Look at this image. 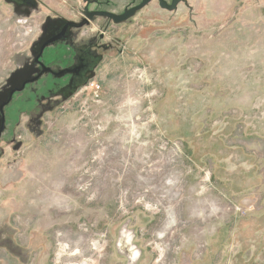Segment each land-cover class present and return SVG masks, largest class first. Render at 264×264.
Instances as JSON below:
<instances>
[{
    "label": "rangeland",
    "instance_id": "1",
    "mask_svg": "<svg viewBox=\"0 0 264 264\" xmlns=\"http://www.w3.org/2000/svg\"><path fill=\"white\" fill-rule=\"evenodd\" d=\"M41 2L27 14L0 0V89L30 60L46 15L75 18L84 7ZM188 4L168 11L153 0L113 26L117 48L94 79L9 122L0 264L264 258V0ZM230 110L242 118L219 123ZM241 121L248 148L230 143Z\"/></svg>",
    "mask_w": 264,
    "mask_h": 264
},
{
    "label": "flooded vegetation",
    "instance_id": "2",
    "mask_svg": "<svg viewBox=\"0 0 264 264\" xmlns=\"http://www.w3.org/2000/svg\"><path fill=\"white\" fill-rule=\"evenodd\" d=\"M14 1L19 4L18 9L23 13L33 9L26 3V0ZM36 1L38 3L37 8H39L42 2L41 0ZM88 1L90 2L83 0L82 13L75 18L60 15L56 17L45 16L38 40L43 36L44 24L48 18H51L54 20L50 22L51 30L47 34H49L50 39H55L54 42L47 46L41 55L39 46H34L37 40L32 46L30 60L15 70L0 89L1 104L5 99L3 93L6 88L13 86V84L18 86V81L21 79L29 80L21 91L13 94L11 101L4 106L3 112L0 111V123L1 119L4 118V130L0 134V142L10 129L9 122L15 120L18 113L31 109L51 110L69 100L85 84L97 76L105 54L116 50V40L107 39V34L111 35V28L118 24L110 18L96 13L93 14L94 19H89L84 15L85 8L88 6L91 12L108 11L120 14L126 8L140 4L142 0H132L120 12L110 9L111 0ZM99 19L104 21V25L101 23L98 29L93 26L96 22L98 23ZM82 22H84L83 26L78 27L76 25ZM84 29H87L88 33L83 32ZM14 103L17 107H10ZM2 155L3 151L0 150V157Z\"/></svg>",
    "mask_w": 264,
    "mask_h": 264
},
{
    "label": "water",
    "instance_id": "3",
    "mask_svg": "<svg viewBox=\"0 0 264 264\" xmlns=\"http://www.w3.org/2000/svg\"><path fill=\"white\" fill-rule=\"evenodd\" d=\"M8 3H13L15 5L16 10H18L19 4L14 1V0H5ZM85 2H90L88 0H84ZM153 0H142L140 4L135 5L131 8H126L125 11L123 13H113V12H108V11H101V12H91L88 9V6L85 8L84 11V15H86L89 19H94L93 14L96 13L97 15H102V16H106L108 18H110L114 23L116 24H121V23H125L127 21H129L131 18H133L140 10H142L143 8H145L147 5H149ZM159 3V6L162 9L168 10V11H176L179 7V5L181 3H184L185 5H189L188 4V0H157ZM26 3L32 7L33 9L37 8V1L36 0H26ZM191 8V7H190ZM30 12H27V14H29ZM54 20L51 18L47 19V22L44 24L43 26V36L39 38V40L35 43V47L39 46V50H40V54L42 55L44 49L49 46L52 42H54L55 39H50L48 36L49 34H47V32L49 33V31L51 30L50 27V22ZM69 24H72V22H69ZM75 24V23H74ZM78 27H81L84 25V22L80 23V24H76ZM52 35V34H50ZM18 74V73H16ZM15 74V75H16ZM29 80H24L21 79L18 81V86L11 85V87L6 88V91L3 93L4 96V100L2 101V103L0 104V111L3 112V108L5 105H7L10 101L11 98L13 96V94L15 92H19L21 91L24 87L25 84L28 82ZM13 83V82H12ZM20 85V86H19ZM4 130V118L1 119V123H0V134L1 132Z\"/></svg>",
    "mask_w": 264,
    "mask_h": 264
},
{
    "label": "built area",
    "instance_id": "4",
    "mask_svg": "<svg viewBox=\"0 0 264 264\" xmlns=\"http://www.w3.org/2000/svg\"><path fill=\"white\" fill-rule=\"evenodd\" d=\"M97 87V86H96ZM100 85H98V89H99ZM242 114H240L237 110H230L229 112H225L224 115L220 116V119L218 120L219 123H221L226 117H237V118H242ZM245 127H246V122L245 121H241L240 123H238V127H237V131L235 136H233L231 138L230 143L232 145H237V146H241V147H247L248 140L245 138L244 136V132H245ZM253 153H256V151H254Z\"/></svg>",
    "mask_w": 264,
    "mask_h": 264
},
{
    "label": "crops",
    "instance_id": "5",
    "mask_svg": "<svg viewBox=\"0 0 264 264\" xmlns=\"http://www.w3.org/2000/svg\"><path fill=\"white\" fill-rule=\"evenodd\" d=\"M260 257H262V256H260ZM257 264H264V258L263 259L259 258V261L257 262Z\"/></svg>",
    "mask_w": 264,
    "mask_h": 264
}]
</instances>
